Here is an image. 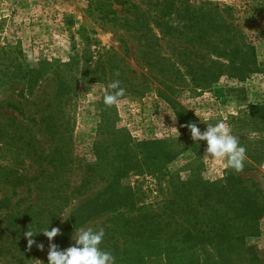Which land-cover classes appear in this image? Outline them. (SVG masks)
<instances>
[{
  "label": "rangeland",
  "instance_id": "1",
  "mask_svg": "<svg viewBox=\"0 0 264 264\" xmlns=\"http://www.w3.org/2000/svg\"><path fill=\"white\" fill-rule=\"evenodd\" d=\"M105 1L111 2V9L115 10L109 18L127 16L115 0ZM209 1L232 7L236 15L244 19L242 31L255 46L256 61L261 70L243 81L223 75L205 90L194 88L183 65L180 66L181 76L171 75L170 66L187 57L184 54L179 56L172 51V46L160 42L152 63L162 61L161 64L167 65V71H159L155 64L147 89L144 88L139 95L125 94L118 105L109 108L104 105L103 97L106 91H113L108 88L113 81L102 75L94 81L96 71L92 65L98 59L105 64L107 53L114 56L116 65H126L124 70L128 75L144 74L139 68L142 42L140 44L136 36L120 28L118 22L99 20L93 4L96 0H0V264H38L37 260L48 264L50 242L41 232L59 228L68 216L67 209L61 217H49L48 224L43 227V217L38 215L42 204L38 194L40 172L46 164L40 157L52 153L57 144L45 133L40 122L42 104L38 103L36 95L41 91L51 97L57 85H69L72 92L70 155L74 166L80 165L82 170L88 168L96 174L97 188L90 195L115 181L121 162L112 147L125 137L124 134L133 142L166 141L168 148L176 153L181 145L178 140L183 138L178 120L179 117L183 119V108L194 115L202 133L208 124L224 121L231 134L237 136L240 145L246 148V156L253 149L260 152L257 148L261 145L258 141L263 127L244 117L248 115L249 105L264 104V0ZM149 2L152 5L147 4L144 8L149 9L150 29L157 34L160 29L153 20L160 16L161 6H154L155 0ZM193 51L191 61L200 62L203 49L198 46ZM43 63L44 69L41 67ZM82 65H90L88 73H84L88 83L82 81ZM115 73L112 76L114 81ZM29 74L38 78L30 83L34 95L22 96L19 92L27 85L29 87ZM39 74L48 80L40 79ZM51 78L54 82L49 80ZM142 81L139 76L136 78V83ZM164 96L176 104L168 103ZM178 105L182 108L179 117L173 108ZM101 106L110 113L108 130L99 127L98 110ZM172 128L178 130L179 136ZM206 149V141H195L197 154L179 153L163 164L161 175L155 176L157 179L146 175L132 176L114 187L137 184L147 191L141 201L161 205L171 200L169 192L183 182L186 169L195 170L200 178L208 181L224 177L225 162L214 161L210 155L206 158ZM192 160H195L193 166L184 169L183 166ZM47 168L53 171V166ZM241 175L247 186L256 185L264 195V157L254 170ZM25 177L37 179L29 182ZM105 218L104 215L96 217L84 229L93 224L97 226ZM260 225L261 236L249 242L262 250L264 217ZM27 230L35 234L36 244L31 249L24 235ZM74 242L73 239L61 251ZM38 244L44 245L43 251L37 248ZM240 259L241 262L236 264H246L245 257Z\"/></svg>",
  "mask_w": 264,
  "mask_h": 264
},
{
  "label": "trees",
  "instance_id": "2",
  "mask_svg": "<svg viewBox=\"0 0 264 264\" xmlns=\"http://www.w3.org/2000/svg\"><path fill=\"white\" fill-rule=\"evenodd\" d=\"M149 1L115 0V4L127 15L118 19L116 16L109 18L115 13L111 2L93 0L99 20L118 22L120 28L130 31L139 43L142 42L139 68L144 71V74H138L143 81L136 83L138 76L128 75L124 70L126 65H116L114 56L106 53L105 64L98 59L92 65L96 71L94 81L102 75L112 82L113 72L119 71L115 79L120 81L125 94L139 95L144 88H148L147 82L155 64L159 71H167V65L161 64L162 61L152 63L160 42L172 46V51L179 56L184 54L187 57L170 66L173 70L171 75L181 76L180 66L183 65L194 88L205 90L223 75L243 81L261 70L256 61L255 46L242 31L245 21L236 15L232 7L209 0H163L160 3L155 0L153 5L161 6L160 16L153 20V24L160 29L155 34L150 29L151 23L149 25V9L144 8L147 4L152 5ZM198 46L203 49V55L200 62H192L190 55ZM41 67L44 69L45 64ZM89 67H81L82 81L87 83L89 79L84 73H88ZM40 76V79L48 80ZM37 80L29 74V87L21 89L19 94L34 95L30 83ZM49 80L54 82L52 78ZM141 86L144 87L141 89ZM36 97L42 104L40 122L43 129L57 143L52 153L40 157L46 164L40 172L38 194L42 204L39 205L38 215L43 217V227H46L49 217H61L69 210L64 223L59 226L61 234L52 242L59 250L64 249L81 228L104 215L106 218L97 226L93 224L87 228L94 232L104 230L100 248L113 254L115 264H236L241 262V256L245 257L246 264H264V249H257L249 242L261 236L264 195L256 185L247 186L241 175L254 170L264 157V104L249 105L248 115L244 117L263 128L258 141L261 145L257 148L260 152L253 149L247 155L243 172L236 173L227 167L222 179L208 181L188 167H192L198 159L189 161L183 166L184 169L189 168L183 182L169 192L171 200L151 205L141 201L147 191L137 184H122L120 188L114 186L132 176L146 175L157 179L164 169L163 164L179 153L189 151L196 155L195 141L189 129L183 127L188 123L199 126L193 114L183 108V119H180L182 108L173 106L183 135L178 140L181 145L176 153L168 148L166 141L133 142L124 134L125 137L112 147V152L121 162L114 176L115 181L90 195L97 188L96 174L88 168L82 170L80 165L74 166L70 155L69 109L72 92L69 85H57L51 97H46L44 91ZM164 100L174 103L166 96ZM108 112L103 106L98 110L99 127L102 129L110 128ZM48 166H53V171ZM36 179L28 180L32 182ZM74 245L75 242L71 244Z\"/></svg>",
  "mask_w": 264,
  "mask_h": 264
},
{
  "label": "clouds",
  "instance_id": "3",
  "mask_svg": "<svg viewBox=\"0 0 264 264\" xmlns=\"http://www.w3.org/2000/svg\"><path fill=\"white\" fill-rule=\"evenodd\" d=\"M119 76V71L115 73ZM113 90L105 92L103 102L106 107H113L121 102V98L125 96V89L120 87V81L115 80L108 85ZM187 127L191 133L193 141H206L207 149L205 156H211V159L217 162H225L226 167L233 169L236 173L244 170V162L247 159L246 148L241 146L239 138L231 134V129L224 121H219L215 125L208 124L206 131H200L195 123L183 125ZM175 130L179 136V132ZM49 240L48 264H115V257L110 251L102 250L100 245L103 242L104 230L93 231L91 228H81L76 237L75 245L66 250H59L58 246L51 243L55 237L61 234L59 228L45 229L41 232ZM28 248L36 244L33 239L35 234L27 230L25 233ZM37 248L44 250L43 244H38ZM38 264H42L37 260Z\"/></svg>",
  "mask_w": 264,
  "mask_h": 264
}]
</instances>
